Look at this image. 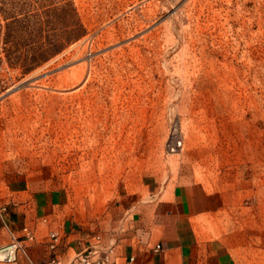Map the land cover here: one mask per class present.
I'll return each mask as SVG.
<instances>
[{
	"label": "rangeland",
	"instance_id": "obj_1",
	"mask_svg": "<svg viewBox=\"0 0 264 264\" xmlns=\"http://www.w3.org/2000/svg\"><path fill=\"white\" fill-rule=\"evenodd\" d=\"M71 2L84 37L26 76L0 66V182L29 168L94 221L191 171L217 208L202 224L264 264V0Z\"/></svg>",
	"mask_w": 264,
	"mask_h": 264
},
{
	"label": "crops",
	"instance_id": "obj_2",
	"mask_svg": "<svg viewBox=\"0 0 264 264\" xmlns=\"http://www.w3.org/2000/svg\"><path fill=\"white\" fill-rule=\"evenodd\" d=\"M193 178L181 171L166 183L152 182L137 204L85 221L51 179L10 168L0 182V247L12 234L23 238L26 227L34 239H23L31 261L21 253L16 263L0 264H45L54 255L69 261L92 247L106 250L118 264H238L234 238L218 237L216 227L202 224L217 208ZM52 232L62 237L55 251L49 248Z\"/></svg>",
	"mask_w": 264,
	"mask_h": 264
},
{
	"label": "trees",
	"instance_id": "obj_3",
	"mask_svg": "<svg viewBox=\"0 0 264 264\" xmlns=\"http://www.w3.org/2000/svg\"><path fill=\"white\" fill-rule=\"evenodd\" d=\"M32 1L36 2L0 0V48L4 55L0 66L6 63L12 69L22 70L24 76L87 33L71 0H55L56 6L46 12L34 7ZM57 14L63 15L62 21L55 20Z\"/></svg>",
	"mask_w": 264,
	"mask_h": 264
},
{
	"label": "built area",
	"instance_id": "obj_4",
	"mask_svg": "<svg viewBox=\"0 0 264 264\" xmlns=\"http://www.w3.org/2000/svg\"><path fill=\"white\" fill-rule=\"evenodd\" d=\"M178 146H182L179 142ZM24 237L21 238L15 234H12V241L6 245L0 247V262L5 263H16L18 261L19 255L24 254L30 261V256L27 253L26 247L23 244V239L33 240L34 233L29 228L24 229ZM49 248L51 251H55L62 240L61 235L58 232H52L49 237ZM33 264V263H32ZM45 264H118L111 257L109 252L100 251L96 247H92L81 253L69 261H64L57 255H54L51 259L48 260Z\"/></svg>",
	"mask_w": 264,
	"mask_h": 264
}]
</instances>
